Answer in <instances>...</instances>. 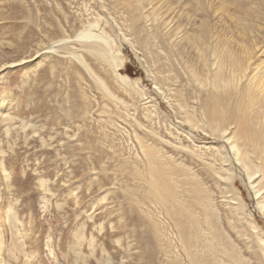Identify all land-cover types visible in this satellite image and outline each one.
I'll use <instances>...</instances> for the list:
<instances>
[{
  "label": "rangeland",
  "instance_id": "1",
  "mask_svg": "<svg viewBox=\"0 0 264 264\" xmlns=\"http://www.w3.org/2000/svg\"><path fill=\"white\" fill-rule=\"evenodd\" d=\"M138 1L0 0V98H13L0 114L5 169L0 168V264H75V254L86 264H171V258L180 257L181 252L167 248V240L177 242L174 228L148 201L146 181L136 175L146 169L139 144L170 154L173 142L196 147L211 140L199 130L191 132V140L184 136L191 130L182 125L176 104L195 108L196 95L167 58L164 45L159 50L149 39L148 46H141L132 34L129 11ZM141 1L139 23L148 37L154 24L174 14L166 11L168 0ZM209 7V13L216 11L211 14L215 26L227 22L222 9L252 23L256 36L250 42L263 45L254 60H264V0H209ZM153 9H160L156 23ZM94 18L112 38L118 66L88 56L83 61L88 74L67 52L78 50L75 36ZM98 79L105 90L97 88ZM190 168L211 188L213 206L224 215L223 195L218 194L222 187L197 166ZM242 177L236 188L245 200L244 212L264 231V216ZM9 209L16 215L18 240ZM82 226L86 240L74 247ZM221 228L228 233L225 225ZM243 232L250 236L248 248L256 250L255 235L245 223ZM234 244L244 257L249 255L246 246Z\"/></svg>",
  "mask_w": 264,
  "mask_h": 264
},
{
  "label": "bare ground",
  "instance_id": "2",
  "mask_svg": "<svg viewBox=\"0 0 264 264\" xmlns=\"http://www.w3.org/2000/svg\"><path fill=\"white\" fill-rule=\"evenodd\" d=\"M166 3V11H171L174 16L158 22L156 18L160 9L157 12L153 9L150 16L154 23H158L145 37L139 23L142 1L136 2L129 11L132 34L141 46L146 47L151 42L157 44L159 50L165 46L167 58L194 91L192 95H196L195 108L182 102L176 104L182 114V125L187 124L191 130L184 136L191 140V132L199 130L211 141L198 142L202 145L196 147L192 144L190 147L188 141L186 146V143L182 146L173 142L170 154L140 143L146 169L136 175L146 181L148 201L164 212L168 228H174L177 242L167 240V248L181 253L180 257H174L175 260L170 259L171 264H264V231L251 214H245V200L236 188L237 178L245 176L256 200L255 208L264 216V60H254V52L263 45L250 42L256 35L252 23L245 17H231L222 9L227 22L222 25L218 22L217 26L212 24L211 18L216 11L209 13V0H168ZM198 12H202L201 16ZM95 20L93 24L88 22L75 36L79 42L78 50L67 52L82 64L88 74L89 67L83 62L88 56L102 65L118 66L112 54V38L106 35L100 21ZM52 52L56 53L57 49ZM52 58L55 57L52 55ZM40 64L41 61L37 66ZM49 68L52 69V65ZM119 78L125 81V78ZM96 82L98 89L105 90L100 79ZM12 102V96H2L0 114ZM8 132L6 129L5 133ZM191 165L202 170L214 185L222 187L224 192L218 194L223 195L220 196V205L224 215L213 206L211 188L202 182ZM0 168L5 173L2 162ZM40 186L45 190L44 182ZM12 210L9 209V223L12 235L17 239L14 223L17 219ZM244 223L255 235L252 239L256 240V250L248 248L246 240L250 236L243 232ZM222 225L226 226L228 233L221 232ZM83 228L75 234L74 247L86 240ZM2 237L0 232V253L4 246ZM234 241L248 248L247 257L238 250ZM73 246L71 249L75 253ZM74 259L75 264H86L78 254Z\"/></svg>",
  "mask_w": 264,
  "mask_h": 264
}]
</instances>
